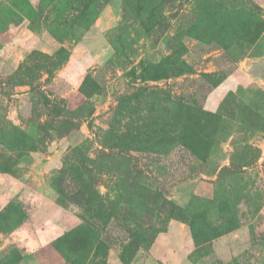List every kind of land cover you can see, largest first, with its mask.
<instances>
[{"label":"rangeland","instance_id":"obj_1","mask_svg":"<svg viewBox=\"0 0 264 264\" xmlns=\"http://www.w3.org/2000/svg\"><path fill=\"white\" fill-rule=\"evenodd\" d=\"M0 264H264V0H0Z\"/></svg>","mask_w":264,"mask_h":264}]
</instances>
